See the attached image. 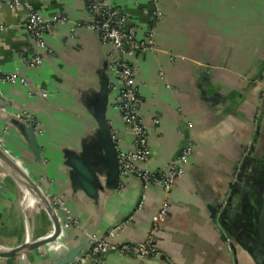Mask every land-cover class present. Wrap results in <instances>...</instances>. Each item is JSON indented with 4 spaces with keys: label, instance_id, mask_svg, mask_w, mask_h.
Here are the masks:
<instances>
[{
    "label": "crops",
    "instance_id": "1",
    "mask_svg": "<svg viewBox=\"0 0 264 264\" xmlns=\"http://www.w3.org/2000/svg\"><path fill=\"white\" fill-rule=\"evenodd\" d=\"M128 14L127 24L146 39L151 0H108ZM162 16L152 28V47L123 54L87 26L86 0H21L0 4V142L42 189L60 197L80 225L68 224L55 239L11 257L6 264H48L90 236L111 241L145 239L151 216L168 199V212L155 235L158 255L138 258L106 252L96 264H257L252 250L255 215L264 187V0H158ZM30 9L52 21L37 46L25 19ZM38 52L41 63L30 65ZM112 55L136 67L134 82L151 153L137 166L166 168L190 139L193 149L183 173L167 192L143 186L133 173L117 185L96 170L98 124L95 108L101 81L109 87L105 116L117 149L132 135L115 106L119 78ZM32 116L39 159L22 123ZM89 156L99 183L89 195L71 175L66 153ZM100 172V173H99ZM0 162V246L13 247L52 228L34 193ZM27 194V196H26ZM27 197V198H26ZM139 200L142 205L138 207ZM60 219L63 212H57ZM85 264H93L87 260Z\"/></svg>",
    "mask_w": 264,
    "mask_h": 264
},
{
    "label": "built area",
    "instance_id": "2",
    "mask_svg": "<svg viewBox=\"0 0 264 264\" xmlns=\"http://www.w3.org/2000/svg\"><path fill=\"white\" fill-rule=\"evenodd\" d=\"M3 0H0V4ZM9 5L20 4L21 0H4ZM154 4L152 10L151 23L146 31V39L139 38L135 27L128 25V14L108 0H86V7L90 19L87 26L97 33L102 42H109L120 53L134 54L143 52L152 47L151 35L154 23L162 16V10L158 0H151ZM50 20L63 22L66 16L53 15L50 19L45 18L35 9L27 12L25 25L37 46L45 48L44 34L52 31ZM1 27V23H0ZM30 65H38L42 59L38 52L29 58ZM110 69L119 78L120 86L115 96V106L118 108L125 127L132 135V146L129 149H117L119 175L127 173L135 174L142 185L159 184L165 191H169L175 180L183 173L185 163L192 152L193 144L188 139L178 150L177 154L166 168L150 170L144 166H137L134 161L145 162L151 153V147L147 137L146 125L142 122L138 114V106L141 97L138 94L137 86L134 82L136 67L120 55H112L110 59ZM13 74H4L0 80H13ZM32 124L35 131H40L38 122L29 115L23 117ZM50 203L54 205L56 212L62 211L63 218L60 219L61 226L68 224L79 226V220L70 214L64 201L52 195L48 197ZM142 205L139 200L138 207ZM168 212V199H164L156 212L151 216V225L144 240L139 242L122 241L115 242L105 237L90 236V246L82 251L77 259L68 264H85L90 260L93 264L102 261V255L106 252H117L122 255H134L143 258L148 255H158L155 246V235L159 229L160 222ZM0 264H6L0 261Z\"/></svg>",
    "mask_w": 264,
    "mask_h": 264
},
{
    "label": "water",
    "instance_id": "3",
    "mask_svg": "<svg viewBox=\"0 0 264 264\" xmlns=\"http://www.w3.org/2000/svg\"><path fill=\"white\" fill-rule=\"evenodd\" d=\"M108 87V79L104 78L100 84L99 97L95 108V118L98 124L96 146L98 149L99 158L96 159L94 163H96V170L99 171L102 170L100 166H104L105 182L107 184L117 185L120 178L117 146L105 116V104L107 101ZM22 127L26 134L27 140L29 142L35 159H39L40 152L38 138L33 125L30 123H22ZM65 156L67 164H69V166H71L72 168L71 175L73 176V178L80 183V185L84 188L87 194L95 195L97 191L96 186L99 183V178L95 170L92 169L88 164V158L91 157L80 156L74 152H67ZM0 157L5 160V162H7L9 165L18 169L23 174L25 179L28 181L29 186L32 188L35 196L42 203L52 221V228L47 233L38 236L37 238L31 240L26 239L13 247L4 248L0 246V256L11 257L14 255L25 253L34 248H38L45 242L55 239L56 236L59 235L62 226L54 206L50 203L45 193L15 162V160H13V158H11V156H9L1 147ZM11 173L16 179L13 172ZM255 223L256 224L254 234L256 236L255 238L259 244V247L254 248V250H252V253L253 256L256 258L257 264H264V187L261 188L257 211L255 215ZM89 246L90 241H81L77 245L68 249L64 255L52 258V260L48 264L71 263L75 261L79 254L82 251H85Z\"/></svg>",
    "mask_w": 264,
    "mask_h": 264
},
{
    "label": "bare ground",
    "instance_id": "4",
    "mask_svg": "<svg viewBox=\"0 0 264 264\" xmlns=\"http://www.w3.org/2000/svg\"><path fill=\"white\" fill-rule=\"evenodd\" d=\"M0 162L3 163L11 172H13V174L15 175L17 181L20 182V184L26 190L25 192L34 193L33 190H32V188L29 186L28 181L25 179V177L23 176V174L18 169H16V168L12 167L11 165H9L1 157H0ZM26 196H27V194H26Z\"/></svg>",
    "mask_w": 264,
    "mask_h": 264
},
{
    "label": "rangeland",
    "instance_id": "5",
    "mask_svg": "<svg viewBox=\"0 0 264 264\" xmlns=\"http://www.w3.org/2000/svg\"><path fill=\"white\" fill-rule=\"evenodd\" d=\"M0 147L3 149V146H2V143L0 142ZM4 151H5V149H3ZM6 152V151H5ZM7 153V152H6ZM8 154V153H7ZM6 168V167H5ZM6 170H8V172L10 173V174H12L11 172H10V170L8 169V168H6ZM42 190V189H41ZM39 200V199H38ZM39 203V205H40V207L41 208H44V206L42 205V203L39 201L38 202ZM54 206V205H53ZM45 209V208H44Z\"/></svg>",
    "mask_w": 264,
    "mask_h": 264
}]
</instances>
